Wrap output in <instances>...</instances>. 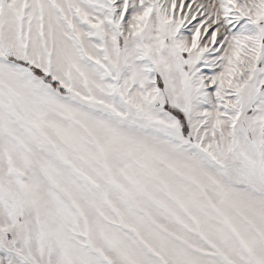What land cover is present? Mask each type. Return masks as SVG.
Here are the masks:
<instances>
[{
	"label": "snow or ice",
	"instance_id": "6c2138e0",
	"mask_svg": "<svg viewBox=\"0 0 264 264\" xmlns=\"http://www.w3.org/2000/svg\"><path fill=\"white\" fill-rule=\"evenodd\" d=\"M0 264H264V0H0Z\"/></svg>",
	"mask_w": 264,
	"mask_h": 264
}]
</instances>
